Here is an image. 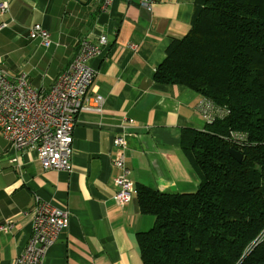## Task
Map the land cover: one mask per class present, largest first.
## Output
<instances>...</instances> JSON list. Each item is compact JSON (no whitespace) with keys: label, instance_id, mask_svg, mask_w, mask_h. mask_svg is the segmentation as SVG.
<instances>
[{"label":"crops","instance_id":"crops-1","mask_svg":"<svg viewBox=\"0 0 264 264\" xmlns=\"http://www.w3.org/2000/svg\"><path fill=\"white\" fill-rule=\"evenodd\" d=\"M197 2L155 0L148 13L139 0H115L103 11L100 0H11L8 26L0 30V71L25 75L35 90L48 93L88 40L100 48L88 62L95 73L89 95L104 103L101 112L77 117L71 173L44 170L36 151H16L0 128V227L11 226L0 234V264L24 252L37 198L70 213L43 264H143L138 237L156 219L141 212L138 197L123 207L114 202V140L125 138V162L137 188L163 194L198 189L182 140L185 131L210 125L200 110L203 97L155 81L167 49L189 33ZM35 24L49 33L51 47L30 39Z\"/></svg>","mask_w":264,"mask_h":264},{"label":"trees","instance_id":"trees-1","mask_svg":"<svg viewBox=\"0 0 264 264\" xmlns=\"http://www.w3.org/2000/svg\"><path fill=\"white\" fill-rule=\"evenodd\" d=\"M155 81L230 113L183 134L200 179L195 192L136 187L141 212L156 219L138 237L142 263L264 264V0H198L189 33L167 49Z\"/></svg>","mask_w":264,"mask_h":264},{"label":"built area","instance_id":"built-area-1","mask_svg":"<svg viewBox=\"0 0 264 264\" xmlns=\"http://www.w3.org/2000/svg\"><path fill=\"white\" fill-rule=\"evenodd\" d=\"M100 1L103 11L115 0ZM10 2L5 0L0 4V30L8 26L5 15L10 10ZM139 3L143 10L153 13L155 0H139ZM29 37L32 40L39 39L46 48L52 45L49 33L39 24L29 29ZM106 42L105 37L100 38L101 46ZM99 53V46L85 40L48 93L35 90L25 75L12 78L0 71V128L16 151H36L46 171L72 172L77 117L84 110L102 111L104 99L89 95L95 82V73L88 62ZM200 110L210 124L224 119L230 113L226 107H217L207 98L202 99ZM127 125L125 123L123 127ZM232 139L238 141L240 138L232 134ZM114 145L119 152L114 161L119 170L115 179L117 192L114 202L123 207L138 196V190L126 166L125 138H116ZM69 223L68 211L42 205L37 198V205L32 212V233L24 252L11 264H43L48 250ZM9 228L11 226H1L0 234L6 233Z\"/></svg>","mask_w":264,"mask_h":264},{"label":"water","instance_id":"water-1","mask_svg":"<svg viewBox=\"0 0 264 264\" xmlns=\"http://www.w3.org/2000/svg\"><path fill=\"white\" fill-rule=\"evenodd\" d=\"M230 154H231V156H232L234 159H236L237 161H239V162L242 161V158H243V157H242V155H241L240 153L231 150V151H230Z\"/></svg>","mask_w":264,"mask_h":264},{"label":"rangeland","instance_id":"rangeland-1","mask_svg":"<svg viewBox=\"0 0 264 264\" xmlns=\"http://www.w3.org/2000/svg\"><path fill=\"white\" fill-rule=\"evenodd\" d=\"M209 123V122H208Z\"/></svg>","mask_w":264,"mask_h":264}]
</instances>
